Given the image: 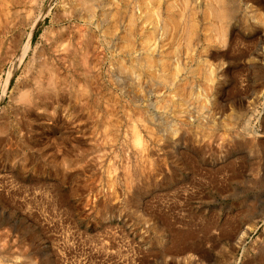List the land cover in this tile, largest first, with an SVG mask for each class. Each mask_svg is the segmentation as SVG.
<instances>
[{"label": "rangeland", "instance_id": "374dc122", "mask_svg": "<svg viewBox=\"0 0 264 264\" xmlns=\"http://www.w3.org/2000/svg\"><path fill=\"white\" fill-rule=\"evenodd\" d=\"M0 264H264V0H0Z\"/></svg>", "mask_w": 264, "mask_h": 264}, {"label": "bare ground", "instance_id": "6f19581e", "mask_svg": "<svg viewBox=\"0 0 264 264\" xmlns=\"http://www.w3.org/2000/svg\"><path fill=\"white\" fill-rule=\"evenodd\" d=\"M217 14H218V13H217ZM232 14H233V12H232ZM229 15H230V13H228V16H229ZM226 18H227V17H226ZM135 20H136V19H135ZM136 21H137V20H136ZM145 22H146V21H145ZM160 23H161V22H160ZM151 24L154 25L155 23H154V24L151 23ZM135 26H136V25H135ZM155 26H156V28L158 29L157 23L155 24ZM160 27H161V26H160ZM153 28H155V27L153 26ZM147 29H149V28H147ZM157 29H156V30H157ZM151 30H152V29H151ZM156 30H155V31H156ZM159 30H161V29H159ZM159 30H158V31H159ZM176 30H177V29H176ZM147 31H148V30H147ZM149 31H150V30H149ZM155 31L153 30V32H155ZM161 31H162V30H161ZM161 31H160V32H161ZM174 31H175V30H174ZM153 32H152V33H153ZM156 32H157V31H156ZM162 33H163V32H162ZM162 33H160V34L162 35ZM122 34H123V31H122ZM156 34H157V33H155V35H156ZM164 34H165V33H164ZM166 34H167V33H166ZM145 35H146V34H145ZM150 35H151V34H150ZM150 35H147V36L150 37ZM158 35H159V33H158ZM158 35H157V36H158ZM151 36H152V35H151ZM157 36H156V37H157ZM143 37H144V36H143ZM145 37H146V36H145ZM149 37H147V39H148V41L150 42V39H151V38L149 39ZM153 37H154V36H153ZM163 37H164V36L162 35V38H160L161 41H162ZM154 38H155V37H154ZM130 39H131V38H130ZM144 40H146V39L144 38ZM144 40H143V41H144ZM158 40H159V39H158ZM148 41H147V42H148ZM153 41H154V42H153ZM144 42H145V41H144ZM152 42L155 43V40H154V39L151 40L150 43H152ZM150 43H148V44H150ZM153 43L150 44V45H151V46L154 45ZM143 46H144V45H143ZM145 46H146V45H145ZM155 46H156V45H154V47H155ZM146 47H147V46H146ZM157 47H158V46H156V48H157ZM156 48H155V49H156ZM148 49H149V48H148ZM152 49H153V48H152ZM152 49L150 48L149 50H152ZM145 50H146V49H145ZM155 51H156V50H155ZM27 52H28V50H27ZM27 52L24 53L23 58L25 57V55H26ZM149 52H150V51H149ZM161 61H163V60H161ZM35 79H36V78H35Z\"/></svg>", "mask_w": 264, "mask_h": 264}]
</instances>
